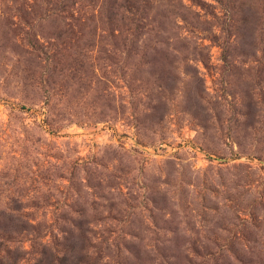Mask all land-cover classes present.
I'll use <instances>...</instances> for the list:
<instances>
[{
  "label": "rangeland",
  "instance_id": "374dc122",
  "mask_svg": "<svg viewBox=\"0 0 264 264\" xmlns=\"http://www.w3.org/2000/svg\"><path fill=\"white\" fill-rule=\"evenodd\" d=\"M177 1L152 0L166 16L151 44L41 61L34 1L0 0V190L34 196L41 223L72 209L95 231L88 258L54 227L23 264L55 245L72 264H264V0L231 21Z\"/></svg>",
  "mask_w": 264,
  "mask_h": 264
},
{
  "label": "trees",
  "instance_id": "16d2710c",
  "mask_svg": "<svg viewBox=\"0 0 264 264\" xmlns=\"http://www.w3.org/2000/svg\"><path fill=\"white\" fill-rule=\"evenodd\" d=\"M33 1L31 13L39 22L35 51L41 61H54L60 46L104 44L115 48L137 49L140 44H151L155 42L153 37L160 35V32L163 31L164 23L160 19L162 14L164 17L166 16L162 12V8L154 18L149 16L152 0ZM191 1L194 2V0ZM212 1L215 5L202 1L194 4L216 10L220 9L219 13L227 17L226 21H231L236 14L245 10L241 0ZM93 2L99 4L98 10L96 3L93 4ZM177 2L182 10L188 8L184 2L182 4V0ZM212 12L215 15L214 11ZM24 13H28V10H24ZM151 25L156 26L150 27ZM231 26V24H226L222 30L229 32ZM231 45L232 42L229 40L223 44L225 62L231 58ZM141 58L146 59L147 54ZM34 198L28 194L17 193L16 195L0 190V264H23L24 255L31 253L24 248L27 241L31 242V248L39 244V247L42 248L41 253H39L45 257L49 243L43 241L54 227L58 230L57 236L60 235L59 241H70V238L74 236V230L72 231L71 227L79 231L84 240L89 243L86 246V258H88L90 256V241L95 234L94 229L90 225H86L84 228L82 221L71 222L70 220H73L70 218L72 209L65 210L62 208L58 210L60 218L55 223H46L45 220L43 223L37 221L36 213L41 209L23 206L22 204L23 200ZM83 211L85 214L88 213L87 209H83ZM78 217H84V215H78ZM51 249L50 259L46 257V260H37L38 262L35 264H67L68 262V264H72V245L64 249L55 245ZM34 260L36 261V258Z\"/></svg>",
  "mask_w": 264,
  "mask_h": 264
}]
</instances>
